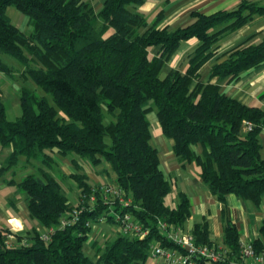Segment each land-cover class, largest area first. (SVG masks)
Here are the masks:
<instances>
[{"label":"trees","instance_id":"1","mask_svg":"<svg viewBox=\"0 0 264 264\" xmlns=\"http://www.w3.org/2000/svg\"><path fill=\"white\" fill-rule=\"evenodd\" d=\"M94 1L0 0V71L18 73L23 82L17 118L7 117L0 96V143L12 148L0 174L13 172L9 183L25 194L29 216L41 227L24 234L0 227V264H146L152 243L176 247L157 222L184 226L191 202L179 191L176 205L166 203L173 186L152 143L148 113L153 110L162 133L174 140L179 162L195 164L221 202L231 193L256 205L264 197L259 142L264 110L228 96L200 74L219 41L264 15V4L240 0L231 9L193 11L190 23L170 27L162 25L170 0H158L153 14L141 9L149 0H103L99 8ZM10 5L27 17L31 32L12 21L6 13ZM191 39L198 44L186 69L168 67L173 54ZM225 54L211 68V78L238 80L264 62V38L244 41ZM5 55L20 66L5 61ZM56 156L70 158L77 172H62ZM80 161L106 165L107 173L116 176L112 183L131 200L129 206L106 193L105 183L93 184ZM21 167L32 172L17 179ZM70 179L79 191L76 202L66 192ZM123 212L150 227L149 235L115 231L96 240L89 253L100 217L117 227L116 214ZM224 221L229 264L242 260L241 242L235 224L226 216ZM48 229L53 231L46 239ZM260 231L264 239V217ZM192 232L198 244L215 243L207 222L196 223ZM10 234L14 239L7 242ZM253 245L257 253L264 252L262 240Z\"/></svg>","mask_w":264,"mask_h":264},{"label":"crops","instance_id":"2","mask_svg":"<svg viewBox=\"0 0 264 264\" xmlns=\"http://www.w3.org/2000/svg\"><path fill=\"white\" fill-rule=\"evenodd\" d=\"M250 1L264 4V0ZM239 2L240 0H170L164 7L165 16L162 25H169L170 27L186 25L192 21L191 16L193 11L209 14L222 9H231ZM158 3V0H149L143 4L141 9L153 14L158 7ZM19 24H22L21 21ZM263 38L264 15H256L249 23L227 34L219 41L216 45V54L200 70L201 79L204 82L211 81L219 84L224 93L236 98L245 105L259 107L264 110V62L243 73L238 80L229 81L218 77L211 78V68L227 58L225 53L228 50L244 41L257 43ZM197 44V39H191L183 43L169 60L168 67H177L184 71L188 65L189 55ZM22 85L23 82L18 77V73L10 75L0 71V96L5 104L6 115L8 114L7 108H11L13 111L16 110L15 118L21 115L20 89ZM148 119L151 127L152 123L157 125L155 131L151 129L152 143L159 151L160 168L165 178L173 186L172 203L176 205L178 201L177 192L179 191L186 193L191 202L192 214L185 222L183 228L186 231L192 232L196 223L207 222L210 228V240L214 241L217 245L224 246V217L226 216L235 224L239 232L240 242L253 243L255 240L260 239L264 244L260 231L261 222L264 217V197L261 203L256 205L231 193L226 197L225 203L221 202L213 194L209 186L200 178L199 170L195 164L183 166L179 162L173 148L174 140L162 133L156 111L149 112ZM259 142L261 156L264 158V126L259 132ZM11 150V147H4L0 143V168ZM196 150L200 152L199 147H196ZM56 158L59 161V168L66 175L77 172L70 158L59 156H56ZM80 162L93 184L106 183L107 181L113 182L115 180L116 176L114 173L113 175L112 172L107 173L106 165L93 166L87 161V163L85 161ZM33 163L35 166L39 164L38 162ZM28 168H19L14 177L20 179L24 175L31 173L32 169ZM12 176V171L4 175L0 174V227L10 228L13 232L24 234L27 229H31L33 226H40L38 222L32 220L29 216L25 194L16 185L9 183V179ZM68 185L72 190H75L76 183L74 180L70 179ZM75 194L78 197V189L75 191ZM224 207L226 208L225 211ZM113 230L117 231L116 228ZM106 233L99 226L93 229L87 247L89 253H93L94 242L103 239ZM156 244L158 243L156 242ZM150 252L152 253L151 247ZM157 264H163V261L157 258Z\"/></svg>","mask_w":264,"mask_h":264},{"label":"built area","instance_id":"3","mask_svg":"<svg viewBox=\"0 0 264 264\" xmlns=\"http://www.w3.org/2000/svg\"><path fill=\"white\" fill-rule=\"evenodd\" d=\"M246 125L249 130L253 128L252 122L248 121ZM103 186L106 193L117 196L124 206H129L131 200L125 199L121 189L114 183L108 181ZM112 203L114 202L111 201L110 204ZM76 214L75 212L72 216L74 220L77 219ZM116 217L118 225L115 228L118 232L133 233L140 238H145L151 232L150 227L134 219L129 212L117 213ZM99 221L106 223L105 217H100ZM63 224H68V220L63 219ZM157 225L161 234L176 245V247H164L156 243L151 244L153 257L162 260L163 264H228L226 258L229 250L226 247L217 244H198L192 232L186 231L183 226L168 223L162 219L158 220ZM52 231V229H48L43 237L47 239ZM13 239L14 235L10 234L7 242ZM240 249L242 260H230L229 264H264V253H257L253 243L241 242Z\"/></svg>","mask_w":264,"mask_h":264},{"label":"rangeland","instance_id":"4","mask_svg":"<svg viewBox=\"0 0 264 264\" xmlns=\"http://www.w3.org/2000/svg\"><path fill=\"white\" fill-rule=\"evenodd\" d=\"M101 2H102V0H95L94 1L95 8H99L100 5H101ZM6 13L10 16V18L12 19V21L16 25H18L19 27H21V29L23 31L29 33V32H31L33 30V27L31 25H29L28 22H27L28 21L27 17L23 13L19 12L13 5H10V6L7 7ZM20 21H21L22 24H19ZM4 60L7 61V62H9V63H11L15 68H17V67L20 66V64L16 61V59H14L11 56L5 55L4 56ZM31 84L33 85V83H31ZM7 110H8L7 116L10 119H14L16 117V112H15L16 110L13 111V109H11V108H7ZM156 127H157V125H155V124L152 123V127H151L152 131H155ZM85 163H87V162L85 161ZM112 175H113V172H112ZM101 184H104V183H101ZM75 191H76V187H75V190H72L70 187L69 188L68 187L66 188V192L69 195L70 200L73 201V202H76L77 201V194H75ZM166 203L168 205H171V206H174L175 205V204L172 203V193H170L166 197ZM99 227L102 228V231L108 232V234H106V236L104 235L103 237H110L113 234L114 235L116 234L115 233V230H113V229H115L116 226L114 224H112V223H102V224H99ZM101 237H102V235H101ZM214 244H216V243H214ZM146 264H157V258L153 257L151 252H149V256L147 258V263Z\"/></svg>","mask_w":264,"mask_h":264}]
</instances>
